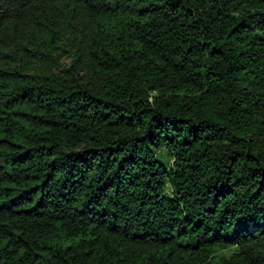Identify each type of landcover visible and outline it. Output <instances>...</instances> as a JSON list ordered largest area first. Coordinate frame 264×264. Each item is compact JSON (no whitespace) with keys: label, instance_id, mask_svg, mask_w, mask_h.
Listing matches in <instances>:
<instances>
[{"label":"trees","instance_id":"16d2710c","mask_svg":"<svg viewBox=\"0 0 264 264\" xmlns=\"http://www.w3.org/2000/svg\"><path fill=\"white\" fill-rule=\"evenodd\" d=\"M0 264H264V0H0Z\"/></svg>","mask_w":264,"mask_h":264}]
</instances>
